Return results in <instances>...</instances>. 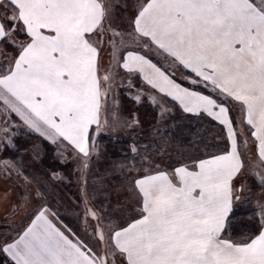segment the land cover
<instances>
[{"label": "snow or ice", "instance_id": "1", "mask_svg": "<svg viewBox=\"0 0 264 264\" xmlns=\"http://www.w3.org/2000/svg\"><path fill=\"white\" fill-rule=\"evenodd\" d=\"M114 8L113 0H0V43L18 49L0 67V132L14 114L51 143L67 141L87 157L89 128L99 130L101 97L112 80L110 71L99 74L107 37L129 86L138 77L162 113L174 102L218 121L228 149L136 178L139 216L109 226L107 237L98 224L102 252L40 207L0 241L6 264H264V205L255 234L223 237L233 182L246 167L228 101L240 106L257 142L252 167L264 169V0H143L123 29L114 26ZM17 33L26 39L18 42ZM253 174L264 184V174Z\"/></svg>", "mask_w": 264, "mask_h": 264}, {"label": "rangeland", "instance_id": "2", "mask_svg": "<svg viewBox=\"0 0 264 264\" xmlns=\"http://www.w3.org/2000/svg\"><path fill=\"white\" fill-rule=\"evenodd\" d=\"M115 4L113 23L123 29L127 25V18L134 14L135 8L143 0H113ZM18 42H22V33H17ZM105 44L100 52V76L111 72L110 85L107 95H102L100 125L95 124L88 133L87 157L79 153L67 141L53 144L30 130L19 117L13 114L8 125V131L0 132V182L14 191L15 205L8 213L0 218V241L5 236L11 237L26 224L33 213L42 206H47L56 212L61 221L81 240L97 252H102L104 245L97 239L95 229L105 230L107 237L109 226L112 228L126 226L133 218H138L140 203L134 188V180L145 174L159 170L171 172L174 167L187 164L191 166L200 159L195 154L181 149L180 145L171 139L163 138L166 129L159 127L168 124L182 109L174 102L165 105L169 111L163 112L159 104H153L146 86L138 77H132L129 86L128 74L118 68L112 58L110 46ZM135 49V45L128 41V50ZM18 49L12 45L0 47V67L12 60ZM123 52V49L121 50ZM155 58V57H154ZM176 76L184 78L181 72ZM141 94L137 102L135 96ZM159 101V97H157ZM230 115L236 131L240 134L242 150L246 156V167L234 181L235 194L238 204L253 203L257 207L258 219H261V205H264V184L254 172L264 174V169L252 167L256 159V141L251 137V130L243 122V113L238 104L228 101ZM145 112L150 113L154 137L147 143L143 137L146 131ZM0 127L3 122L0 120ZM105 135L115 140L133 139L132 149L135 160L125 167L107 168V158L103 149L97 144L100 136ZM213 137L219 145H228L226 139L213 129ZM158 137L159 142L154 139ZM157 139V138H156ZM9 141L11 142L9 144ZM247 141V144H244ZM218 147L217 149L221 148ZM213 151L211 155L218 154ZM209 155V156H211ZM208 157V156H207ZM6 162L9 167H6ZM85 165H87L85 167ZM240 189H243L240 191ZM20 203V205H18ZM25 205V206H24ZM237 205V206H239ZM95 212L99 221L90 215ZM7 222H14L13 227ZM3 257L2 262L7 261ZM1 262V261H0ZM116 264H121L117 258Z\"/></svg>", "mask_w": 264, "mask_h": 264}, {"label": "trees", "instance_id": "3", "mask_svg": "<svg viewBox=\"0 0 264 264\" xmlns=\"http://www.w3.org/2000/svg\"><path fill=\"white\" fill-rule=\"evenodd\" d=\"M150 113L145 112L147 128L144 132L147 147L150 139L154 137V129L152 122L149 120ZM161 128H165L166 131L163 138L171 139L173 143L180 145L181 149L187 150L196 155L197 158L204 159L207 156L215 153H222L228 149V145L220 146L219 142L213 137V129L219 131V133L226 139V132L223 125L213 120L205 114L199 116L179 112L174 115L173 118H169L168 124L164 127H159L157 133H161ZM157 138V139H156ZM154 138L158 143L159 138ZM133 139L115 140L105 135L100 136L98 145L103 149L107 158V168L110 165L114 168L125 167L130 165L135 160V156L132 152V145L139 144L133 143ZM218 147H221L217 149ZM149 150V147L147 148ZM253 203H247L239 206H235L228 214L225 223V231L223 236L227 239L234 241H240L256 233L259 226V219L257 213V207L253 206Z\"/></svg>", "mask_w": 264, "mask_h": 264}, {"label": "crops", "instance_id": "4", "mask_svg": "<svg viewBox=\"0 0 264 264\" xmlns=\"http://www.w3.org/2000/svg\"><path fill=\"white\" fill-rule=\"evenodd\" d=\"M17 36H18V34H16ZM22 42L26 39V37L24 36V34L22 33ZM19 37V36H18ZM2 45H4V48L7 50V45L8 44H3V43H0V47L2 46ZM18 54V50H17V52H16V54H15V56ZM15 56H12V59L15 57ZM177 79L178 80H180V81H183V79L182 78H180V77H178L177 76ZM183 112V111H182ZM189 114V113H188ZM218 122V121H217ZM94 125L95 124H93V125H91L90 126V128H89V133H90V130L94 127ZM251 130V129H250ZM225 132H226V130H225ZM89 135V134H88ZM227 135V134H226ZM223 153V152H222ZM222 153H218V154H214V155H219V154H222ZM208 157H210V156H208ZM208 157H206V158H208ZM206 158H204V159H206ZM152 173H154V172H152ZM242 173V172H241ZM149 174H151V173H149ZM240 175V174H239ZM238 175V176H239ZM238 176L234 179V181L238 178ZM139 178V177H138ZM233 188H234V196H233V199H232V203H231V209L233 208V207H235V206H237V205H239L238 204V199H236V194H235V191H236V189H235V186H234V182H233ZM14 199V191H13V189L9 186V188L7 187L6 188V186L5 185H3L1 182H0V218H1V216H3V214L4 213H8V212H10L11 210H12V207H14V205H15V201L13 200ZM18 205H20V203H18ZM25 206V205H24ZM53 211V210H52ZM54 212V211H53ZM56 213V212H55ZM57 214V213H56ZM57 216H58V218H59V220L61 221V219H60V217H59V215L57 214ZM227 219V218H226ZM62 222V221H61ZM13 223L14 222H7V224H5V225H7V226H11V227H13ZM64 225H66V223L65 222H62ZM225 223H226V221H225ZM224 237V236H223ZM225 238V237H224ZM227 239V238H226ZM0 264H6V262H2V261H4L3 260V257L0 255Z\"/></svg>", "mask_w": 264, "mask_h": 264}]
</instances>
